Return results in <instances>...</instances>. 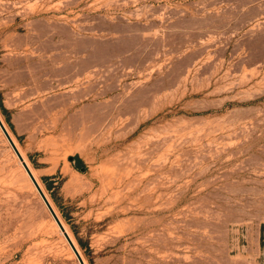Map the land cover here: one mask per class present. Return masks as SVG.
<instances>
[{
  "label": "rangeland",
  "instance_id": "obj_1",
  "mask_svg": "<svg viewBox=\"0 0 264 264\" xmlns=\"http://www.w3.org/2000/svg\"><path fill=\"white\" fill-rule=\"evenodd\" d=\"M0 118L86 264H264V0H0ZM0 264H79L1 129Z\"/></svg>",
  "mask_w": 264,
  "mask_h": 264
},
{
  "label": "water",
  "instance_id": "obj_2",
  "mask_svg": "<svg viewBox=\"0 0 264 264\" xmlns=\"http://www.w3.org/2000/svg\"><path fill=\"white\" fill-rule=\"evenodd\" d=\"M0 129L2 130V132L5 135L7 141L9 142L11 148L13 149V151L16 154V156L18 157V159H19V161H20L23 169L25 170V172L28 175L29 179L33 183L34 187L36 188L39 196L41 197V199L44 202L45 206L47 207L48 211L52 215L54 221L59 226L61 232L64 234V237H65L66 241L68 242L69 246L71 247L72 251L74 252V254H75V256H76L79 264H86L85 261H84L83 256L78 251V248L73 243V241L71 240L68 232L66 231V228L62 224V221L60 220V217L58 216V214L54 210L52 204L50 203V201H49L48 197L46 196L45 192L43 191L42 187L40 186V184L38 183V181L34 177V175H33L32 171H31L30 167L28 166V164L26 163V161L22 157L20 151L18 150L16 144L14 143L12 137L10 136V133L6 129V127H5L4 123L2 122V119L1 118H0Z\"/></svg>",
  "mask_w": 264,
  "mask_h": 264
},
{
  "label": "trees",
  "instance_id": "obj_3",
  "mask_svg": "<svg viewBox=\"0 0 264 264\" xmlns=\"http://www.w3.org/2000/svg\"><path fill=\"white\" fill-rule=\"evenodd\" d=\"M2 110L4 112H6V110L3 107H2ZM6 120L8 121L9 124H11L9 117H6ZM10 126H12V125H10ZM72 161H74V163H76L75 167L77 170H81L82 169L81 167L84 166L83 161H81L78 157H76L75 159H72ZM46 180L48 181V179H46Z\"/></svg>",
  "mask_w": 264,
  "mask_h": 264
},
{
  "label": "bare ground",
  "instance_id": "obj_4",
  "mask_svg": "<svg viewBox=\"0 0 264 264\" xmlns=\"http://www.w3.org/2000/svg\"><path fill=\"white\" fill-rule=\"evenodd\" d=\"M19 150V149H18ZM20 151V150H19ZM20 153H21V151H20ZM21 155H22V153H21ZM22 157H23V155H22ZM26 161V160H25ZM31 169V168H30ZM31 171H32V169H31ZM32 173H33V175H34V177L36 178V176H35V174H34V172L32 171ZM36 180H37V178H36ZM38 181V180H37ZM41 186V185H40ZM54 208V207H53ZM55 210V209H54ZM61 220V219H60ZM62 221V220H61ZM62 224L64 225V223H63V221H62ZM57 227H58V230L60 231V233L63 235V237H64V234L61 232V230H60V228H59V226L57 225ZM64 227L66 228V226L64 225ZM66 231L68 232V230H67V228H66ZM68 234H69V232H68ZM69 236H70V238H71V240L73 241V243L75 244V242H74V240L72 239V237H71V235L69 234ZM65 238V237H64ZM68 243V242H67ZM76 245V244H75ZM76 247H77V245H76ZM71 248V247H70ZM78 248V247H77ZM72 250V249H71ZM78 251H79V249H78ZM73 252V251H72ZM80 252V251H79ZM73 254H74V252H73ZM81 254V253H80ZM74 256H75V254H74ZM76 257V256H75ZM77 259V258H76ZM86 263V262H85Z\"/></svg>",
  "mask_w": 264,
  "mask_h": 264
}]
</instances>
